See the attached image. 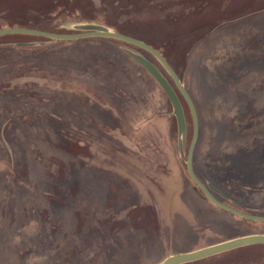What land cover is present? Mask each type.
Instances as JSON below:
<instances>
[{
    "label": "rangeland",
    "instance_id": "obj_1",
    "mask_svg": "<svg viewBox=\"0 0 264 264\" xmlns=\"http://www.w3.org/2000/svg\"><path fill=\"white\" fill-rule=\"evenodd\" d=\"M100 25L158 50L189 92L193 169L264 217V0H0V29ZM133 55L150 62L170 98ZM187 102L160 61L111 37L0 36V264H159L264 235L186 169ZM183 264H264V244Z\"/></svg>",
    "mask_w": 264,
    "mask_h": 264
},
{
    "label": "water",
    "instance_id": "obj_2",
    "mask_svg": "<svg viewBox=\"0 0 264 264\" xmlns=\"http://www.w3.org/2000/svg\"><path fill=\"white\" fill-rule=\"evenodd\" d=\"M85 30L86 32H83V33L62 34V33H52L48 31H41V30L28 29V28H5V29H0V36L4 34H29V35L44 36V37H48L51 39H60V40L79 39V38L93 37V36L111 37V38L120 39L128 43L134 44L150 52L160 61V63L164 66V68L170 74L178 90L180 91L185 101L187 102L191 115H192L193 136H192L191 143L189 145L187 159H186V169H187V173L189 177L191 178V180L200 188V190L204 193L207 199H209V201H211L214 205L228 212H231L235 215L243 217L244 219L264 222V217L243 213V211L238 210L234 207H231L221 202L220 200H218L212 194L210 188L206 186L204 183H202L195 175V172L193 169V155H194V148H195V144H196L198 133H199V123H198L196 107H195V104L189 92L187 91L186 87L182 83L180 77L175 72V70L172 68V66L168 63V61L164 58V56L151 45L141 40L124 35L122 33L112 31L105 26L87 25L85 26ZM133 57L139 63H141L155 77V79L160 83V85L162 86V88L165 90L168 97L170 98L173 108H174V113L178 120L180 139L182 143H184L185 122H184V116L182 113V108H181V105L178 101L176 94L174 93L172 88L169 86L167 81L162 77V75L158 72V70L150 62H148L143 57L138 56V55H133ZM256 243L264 244V235L253 234V235H248L244 237L243 236L236 237V238L229 239V240H226V241H223V242L211 245V246H207V247L195 250V251L171 255L159 264H183V263L199 260L202 258H206V257L212 256L215 254H219L225 251H229L235 248H239L240 246L244 247V246H247L250 244H256Z\"/></svg>",
    "mask_w": 264,
    "mask_h": 264
},
{
    "label": "trees",
    "instance_id": "obj_3",
    "mask_svg": "<svg viewBox=\"0 0 264 264\" xmlns=\"http://www.w3.org/2000/svg\"><path fill=\"white\" fill-rule=\"evenodd\" d=\"M191 179V178H190ZM193 182V181H192ZM193 184L195 185V187L196 188H198V189H200L194 182H193ZM201 191V190H200ZM230 213V212H229ZM232 214V213H231ZM244 220H246V219H244ZM248 221H252V220H248Z\"/></svg>",
    "mask_w": 264,
    "mask_h": 264
}]
</instances>
